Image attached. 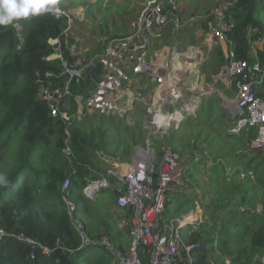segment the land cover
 Segmentation results:
<instances>
[{
    "label": "built area",
    "instance_id": "2783aa9c",
    "mask_svg": "<svg viewBox=\"0 0 264 264\" xmlns=\"http://www.w3.org/2000/svg\"><path fill=\"white\" fill-rule=\"evenodd\" d=\"M239 1L223 0L209 14L183 18L177 14L173 0H149L131 22L129 31L107 38L103 50L90 57L88 48L79 47L77 42L70 45L67 39L76 13L72 11L73 15L59 6L50 11L56 19L67 21L63 33L70 51V57H67L61 38H51L49 43L54 47V53L44 60L59 59L62 70L47 71L37 76L38 96L50 115L62 119L69 128L97 113L120 118L126 125L135 124L144 114L145 130L150 137L147 146L137 147L129 161L114 163L105 167L104 172L95 171L98 178L89 180L83 190L87 197L92 198L93 194L111 188L117 192V210L123 214L129 212L122 219L132 237L126 252L114 248L106 237L96 242L108 249L118 264L198 262L196 249L200 244H190L186 237L202 221V209H191L166 218L169 194L181 193L188 187L183 156L171 146L159 148L158 154L152 147L151 137L159 136L161 139L170 135L172 130L179 131L190 120L199 118L198 110L204 106V101H210V96L219 92L233 112V122L227 133L241 135L252 131L255 133L252 148L264 149V93L260 91L264 88V69L258 61L250 63L246 59H237L229 39L235 27L231 9ZM23 19L12 24L19 38L18 50L25 43ZM199 21L208 24L206 40L200 46L189 44L180 48L177 38ZM220 34L228 43L227 63L218 74L223 79L219 81L217 76H213V80L206 83V89L211 88V91H200L199 70L208 60L205 49L211 51L213 47L220 46ZM167 37H172L174 42H163ZM98 67L100 73L96 78L93 73ZM218 81L225 82L224 90L218 88ZM73 84L81 87V91L74 93ZM230 88H235L231 97L226 96ZM196 93L198 96L194 98ZM231 100L235 101V106L227 102ZM69 109L73 110L69 112ZM63 151L69 159L75 158L70 138ZM62 186L63 191L71 188V176L64 180ZM75 208L70 207V211ZM78 221L82 228L77 229L84 243L90 244L82 231V221ZM6 236L10 233L0 227V241ZM18 238L34 247L38 244L23 234Z\"/></svg>",
    "mask_w": 264,
    "mask_h": 264
},
{
    "label": "trees",
    "instance_id": "16d2710c",
    "mask_svg": "<svg viewBox=\"0 0 264 264\" xmlns=\"http://www.w3.org/2000/svg\"><path fill=\"white\" fill-rule=\"evenodd\" d=\"M230 16L235 27L229 38L237 58L250 63L258 61L264 69V0H240L232 7ZM66 27L65 19H56L49 11L30 14L25 19V43L18 50L19 38L14 26L0 25V155L4 156L3 151L7 149L13 155V164L8 172H0V227L10 233L0 241V264H118L105 247L93 242L84 243L73 223L66 199L80 195L86 199L84 209L88 210L89 199L83 190L89 180L98 178L95 171H105L95 151L101 149L121 161H129L135 147L144 145L146 132L139 122L132 127L120 128L118 132H125L121 134L125 150L115 154L109 152L107 146V140L112 139L109 132L113 130L102 126L101 121L108 119L112 123L118 118L96 117L95 133L92 129L87 132L83 128V120L68 128L62 119L50 115L38 96L37 76L47 71L62 70L59 59L44 60L54 53V47L49 43L51 38H61L65 55L70 57L63 33ZM67 39L70 45L75 42L71 36ZM259 41L263 42V48L255 47L254 56L251 54L253 46ZM224 59L223 50L218 47L215 61L211 64L213 71H208L218 73ZM99 73L100 67L93 74L97 78ZM72 89L74 93L81 91L77 84H73ZM260 91L264 93V88ZM85 120L91 121L89 118ZM246 135L248 137L244 138ZM228 136L241 141L246 139L244 146L249 149L255 133ZM69 138L75 155L71 159L63 151ZM250 150L256 155L257 149L250 147ZM258 154L253 159L254 155L251 158V154L246 155L251 160L243 171L246 177L242 178L239 172L234 175L237 182L224 184L223 193L218 194L219 203L212 205V219L204 213L199 227L187 235L190 244H200L196 249L197 264H209V254L216 250L222 256L230 257L231 264H254L253 258L264 250V225L256 222L259 215L252 209L241 210L249 201L264 203V158ZM256 160L257 163H253ZM68 176H71L72 186L63 191L62 185ZM251 177L255 183L252 189H248L253 182ZM112 192L116 202L117 192L113 189ZM99 193L95 197L108 194L101 191L99 196ZM174 194H169V200ZM251 195L253 198L249 199ZM229 206L235 207L228 216ZM172 207L169 203L172 211L167 210V216L176 215L179 211L178 207ZM73 211L75 215L77 205ZM222 211L227 213L225 218L219 213ZM241 211L251 217H241ZM105 226L111 237L120 234L119 231L116 236L112 235L110 227ZM254 226L255 229L252 228ZM83 230L90 236V232L87 234L86 229ZM21 234L38 244L34 247L21 240L18 238Z\"/></svg>",
    "mask_w": 264,
    "mask_h": 264
},
{
    "label": "rangeland",
    "instance_id": "374dc122",
    "mask_svg": "<svg viewBox=\"0 0 264 264\" xmlns=\"http://www.w3.org/2000/svg\"><path fill=\"white\" fill-rule=\"evenodd\" d=\"M148 1L149 0H59L57 4L70 11L73 15H75L73 12L76 13L75 22L73 23L69 36L75 39L79 47L84 49L88 48L91 51L88 54V57H90L103 50L107 38L121 35L129 31L131 22L139 16ZM174 1L176 3L177 14L186 18L209 14L223 0ZM207 25V23L204 24L199 21L196 25L183 31L178 38L176 37L177 43H181V45L179 44L181 46L180 48H185L188 44L202 45L206 40V35H201L206 33L205 29H207ZM208 32L209 30L207 33ZM163 42L172 43L174 40L172 37H167ZM205 51V57L207 58L211 55V51L208 49H205ZM210 61L211 58L208 59L206 62L207 64L204 63V65L206 64V68L213 71L211 64L215 61L214 55L212 57V62ZM208 70L207 72L209 73ZM208 73H204L202 70L200 74ZM201 75L198 79L200 82ZM212 80L213 78H210L209 82ZM218 88L224 90L225 85L219 82ZM234 91L235 88L226 91V96H233ZM203 104L204 106H201L198 110L199 118L197 117L193 121L190 120L183 124L179 131L172 130L170 135L163 138L161 137V139L158 138L159 136H155V139L151 137V142L153 144L152 147L155 148L158 154H160L159 148L171 146L177 149L183 156L184 165L187 170L188 187L181 193H175L169 201L171 206H173L172 208L175 206L178 207L179 211H177L176 215L185 213L187 210L200 208V210L202 209L203 215L204 213H208L211 218L213 214L212 205L214 203H219L217 199L218 194L221 195L223 193L224 184L237 182L234 175L239 172L242 178H245L246 175L243 174V171L250 165L249 161H251L246 155H248V153L251 154V158L254 154L251 151L252 149L249 151L251 141L249 142V149H247V146H244L246 139L241 141L240 138L236 139L232 137L230 139L228 136L227 129L232 113L229 109H225L221 106L222 99L219 97V93L216 92L212 94L210 96V101H204ZM211 113H213V116L210 115ZM96 117L99 118L102 117V115L97 113L89 118L91 121H82V126L87 132L92 129L96 133V121H94ZM104 118L106 117L104 116ZM143 120L144 114H141L138 122L145 130ZM101 125L113 130L109 132L112 139L110 138L107 140V146H109L108 151L115 154L123 152V150H125L123 146L125 140H122L121 134L125 132L122 130L118 132V130L122 127L132 126L126 125L120 118L114 120L112 123H110V120L104 119L101 121ZM145 132L144 145L147 146L149 135L146 130ZM247 137V135L244 136V138ZM123 138L126 139L125 136H123ZM95 152L97 154V159L103 163L104 167L111 166L121 161L119 158L111 156L104 150L99 149ZM256 152V155L259 153L264 158V149H257ZM3 153L4 156L0 155V172H8V168L13 164V155L8 149L6 151L4 150ZM253 163H257V160ZM251 165L253 166L254 164ZM224 167H226V171ZM253 178L254 177H251V180H253ZM254 183L253 180L248 189H252ZM101 191H106L108 194H106V196H100ZM101 191L99 193L100 197H96V200L89 199L88 205L90 208L88 210L84 209L86 199L80 197V195L73 197V199H66L72 209L77 205V213L75 215L74 211H70L73 223L78 229L82 228L79 227L80 222L78 220L82 221L83 226L85 223L83 229H86L85 231L87 234L90 232V236L86 235L90 243H96L100 238L106 237L110 240L114 248L126 252L132 242V237L129 233H125L126 228L122 220L124 214L117 211L115 207V195L112 189L108 188ZM251 198H253V195L249 197V199ZM235 206L228 207V216ZM249 209H252L253 212L256 211V214L259 215V217L256 218V222L264 225V203L258 202L257 200L253 202L249 201L248 205L241 210L248 211ZM253 212L251 213L253 214ZM219 213L221 217L224 216L225 218L227 216L226 211L225 214L223 211ZM246 213L242 212L241 217H248L249 214L246 215ZM172 217H175L173 213L166 218L170 219ZM249 217L251 216L249 215ZM105 225L110 227L112 235L114 234L116 236L119 231L120 234L115 238L111 237L107 234ZM252 228L255 229V226ZM83 229L82 231H84ZM209 258V264H231L230 257L222 256L217 250L211 252ZM253 262L254 264H264V250L253 258Z\"/></svg>",
    "mask_w": 264,
    "mask_h": 264
},
{
    "label": "clouds",
    "instance_id": "9594fccd",
    "mask_svg": "<svg viewBox=\"0 0 264 264\" xmlns=\"http://www.w3.org/2000/svg\"><path fill=\"white\" fill-rule=\"evenodd\" d=\"M166 1H168V0H166ZM174 1V0H173ZM175 2V1H174ZM58 0H0V25H3V26H8V25H10V24H13V22L14 21H16V20H19V19H21V18H25L26 19V17H28L30 14H39V13H41V12H46V11H54L55 10V5L56 6H59L58 4ZM59 7H61V6H59ZM51 13V12H50ZM52 15V14H51ZM25 19H23L22 20V23H23V27H24V31H25ZM204 24H206V23H204ZM209 30V28H208V25H207V29H205V31H206V33H204V34H202V36L203 35H205V34H207V31ZM250 31H251V29H250ZM253 31V30H252ZM251 31V32H252ZM226 39V38H225ZM230 39V38H229ZM219 41H220V39H219ZM226 42H227V40H226ZM189 43V42H188ZM258 43H262V45H263V42L262 41H259V42H256V43H254V46H253V50H252V55H256V50H255V47H256V49L258 48V46H257V44ZM179 44L181 45V43L179 42ZM178 44V45H179ZM179 45V47H181ZM189 45V44H188ZM191 45V44H190ZM227 46H228V43H227ZM218 47H220L222 50H223V47L221 46V43H220V46H215V47H213L212 48V50H211V55H209L208 56V59H210L211 58V61L210 62H212V57H213V55H214V57H215V52H216V50L218 49ZM233 47V46H232ZM258 49H260V48H258ZM234 50V49H233ZM228 52V50L226 51V52H224V50H223V53H224V57H225V54ZM236 58H237V56H236ZM238 59V58H237ZM209 62V63H210ZM227 63V60H226V57H225V62L223 63V65L221 66V68H220V71L218 72V73H211V72H207L206 71V64L204 65V66H202L201 68H200V70H199V73H201L202 72V70L204 71V73L206 72V73H208V74H200L201 75V82H200V86H202L201 84L202 83H207L208 81H209V79L210 78H212L213 76H217V79H219V81L221 80V79H223V77H221V75H218V74H220V72L222 71V68H223V66L225 65ZM208 70V69H207ZM219 81H218V83H219ZM221 84H224L225 85V82H221ZM207 85V84H206ZM228 90H232V88H230V89H228ZM216 93V92H215ZM217 93H219V92H217ZM198 96V93H196V94H193V97L194 98H196ZM219 97H221V99H222V107H224L225 109H229L230 111H231V113H232V117L230 118V123H229V125L233 122V112H232V108H230V107H227L226 106V104L224 103V99H223V97L222 96H220V94H219ZM55 118V117H54ZM229 127V126H228ZM252 132V131H251ZM244 133H249V132H244ZM254 133V132H253ZM228 134V133H227ZM228 135H230V134H228ZM241 135H243V133L241 134ZM231 136H240V135H231ZM148 138H150V137H148ZM254 138V137H253ZM252 138V139H253ZM252 141V140H251ZM250 145H251V142H250ZM137 147H139V146H137ZM136 147V148H137ZM140 147H142V146H140ZM252 147V146H251ZM136 150V149H135ZM135 152V151H134ZM134 154V153H133ZM105 168V167H104ZM100 192V191H99ZM98 192V193H99ZM97 193V194H98ZM96 194V193H95ZM96 194V195H97ZM95 195V196H96ZM87 197V196H86ZM88 199H92V200H95L96 199V197L95 198H89V197H87ZM116 203V202H115ZM115 207H116V205H115ZM127 231V230H126Z\"/></svg>",
    "mask_w": 264,
    "mask_h": 264
},
{
    "label": "water",
    "instance_id": "95a60500",
    "mask_svg": "<svg viewBox=\"0 0 264 264\" xmlns=\"http://www.w3.org/2000/svg\"><path fill=\"white\" fill-rule=\"evenodd\" d=\"M54 7H56V5ZM219 39H220V43H221V46L223 47L224 52H226L228 50V46H227L225 36L223 34H220ZM95 195L96 194H93L92 197L95 198ZM134 241L137 242L136 239Z\"/></svg>",
    "mask_w": 264,
    "mask_h": 264
},
{
    "label": "crops",
    "instance_id": "0c3cea01",
    "mask_svg": "<svg viewBox=\"0 0 264 264\" xmlns=\"http://www.w3.org/2000/svg\"><path fill=\"white\" fill-rule=\"evenodd\" d=\"M257 46H258V48H260V49H262L263 48V45H262V43H258L257 44ZM202 86H200V91H204V90H206V87H207V85L205 84V83H202L201 84ZM228 103H232L231 105H233L234 106V100H232V101H227ZM230 106V105H229ZM199 116V115H198ZM196 119V118H195ZM195 119H192L191 121H193V120H195ZM117 209V208H116ZM118 211V210H117ZM125 233H127V231H125Z\"/></svg>",
    "mask_w": 264,
    "mask_h": 264
},
{
    "label": "bare ground",
    "instance_id": "6f19581e",
    "mask_svg": "<svg viewBox=\"0 0 264 264\" xmlns=\"http://www.w3.org/2000/svg\"><path fill=\"white\" fill-rule=\"evenodd\" d=\"M206 91L210 92L211 91V88H207ZM232 101V100H231ZM232 104V103H231ZM234 106H235V101H234Z\"/></svg>",
    "mask_w": 264,
    "mask_h": 264
}]
</instances>
